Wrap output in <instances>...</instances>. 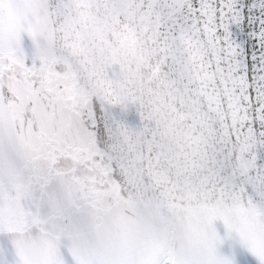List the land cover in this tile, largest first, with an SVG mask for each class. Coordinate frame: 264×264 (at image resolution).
<instances>
[{"label": "snow or ice", "instance_id": "obj_1", "mask_svg": "<svg viewBox=\"0 0 264 264\" xmlns=\"http://www.w3.org/2000/svg\"><path fill=\"white\" fill-rule=\"evenodd\" d=\"M0 264H264V0H0Z\"/></svg>", "mask_w": 264, "mask_h": 264}]
</instances>
